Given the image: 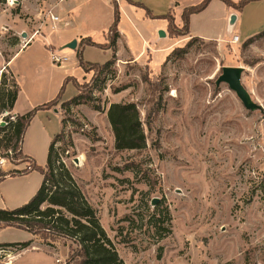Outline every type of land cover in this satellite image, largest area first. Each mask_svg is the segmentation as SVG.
Instances as JSON below:
<instances>
[{
	"label": "rangeland",
	"instance_id": "rangeland-1",
	"mask_svg": "<svg viewBox=\"0 0 264 264\" xmlns=\"http://www.w3.org/2000/svg\"><path fill=\"white\" fill-rule=\"evenodd\" d=\"M49 1L22 0L18 13L15 0L0 1V67L32 40V48L41 49L42 35L48 27L54 29ZM132 1L138 5L128 0H79L74 9L68 29L101 43L105 35L108 38L118 4V28L125 39L120 54L126 60L118 59L104 88L94 91L95 103L64 107L62 103L77 94L75 83L65 85L62 100L55 106L66 119L64 139L55 145L59 162L97 210L100 223L126 264H264V37L244 46L242 34L239 42L232 43L233 35L226 30L232 17L224 18L226 3L217 0L207 11L196 13L192 25L197 36L220 34L226 40L197 37L188 53L178 57L172 51L185 47L193 37L178 35L179 29L164 30L165 19L146 16L147 10L154 16L167 14L172 8L167 7V0ZM201 1L173 3L191 6ZM254 2L247 10L249 18L264 12L263 0ZM173 8L181 20L178 9ZM175 24L179 28L183 25ZM160 30L166 32L165 37H160ZM167 46L172 50L164 57ZM142 49L146 54L141 61L132 62L130 53L136 56ZM71 53L69 65L73 62ZM111 55L110 49L83 48L86 62L103 64ZM22 61L19 58L11 68L26 93L35 95L50 79L51 84L58 83L61 71L51 72L38 62L36 67L46 68V76L37 78L36 67L28 63L23 67ZM77 61L78 66H70L67 77L80 83L90 81L95 71L80 80L83 68L78 57ZM238 66L244 67L242 83L261 109H247L227 83L216 85L223 67ZM5 72L10 87L14 78ZM117 89L122 90L115 92ZM41 98L35 95L34 101ZM116 102L137 104L147 148H116L107 115ZM96 105L102 110H95ZM149 113L151 128L146 125ZM6 114L13 116L11 112L1 114V126L6 125ZM47 137L40 121L35 120L23 141V150L39 166L47 162L51 142ZM10 156L6 148L0 149V157L6 160L0 166L1 173L27 171L33 164L21 160L24 168L17 169ZM24 179L12 175L0 181V208L25 204L29 199L23 200L42 184L37 170ZM28 238L25 230L0 228V243ZM34 240L31 252L25 254L19 247L0 248V264H12L14 259L16 264H72L69 255L77 246L71 240L37 235Z\"/></svg>",
	"mask_w": 264,
	"mask_h": 264
},
{
	"label": "trees",
	"instance_id": "trees-1",
	"mask_svg": "<svg viewBox=\"0 0 264 264\" xmlns=\"http://www.w3.org/2000/svg\"><path fill=\"white\" fill-rule=\"evenodd\" d=\"M6 3V0H0ZM17 1L16 13L19 12L22 0ZM133 5H138L132 0H128ZM212 0H202L196 5L185 7L182 12V27H177L175 24L174 9L171 8L167 14L162 16H154L147 10L146 16L151 18H163L168 21L167 28L173 31L180 30L178 35H187L190 33V19L193 14L200 13L205 10ZM228 7H232L238 11L243 9L251 2L258 0H222ZM141 5V4H139ZM120 21V10L118 4L115 5L114 21L109 27L106 43H98L91 37H83L77 49V57L79 64L85 73L94 70L95 73L90 81L80 83L74 77H67L63 81L58 94L52 100L34 107L25 114L4 116L5 126L0 125V149L6 148L8 154H11L9 159L15 165L21 164V160H31L33 164L27 171L14 170L10 173L0 172V181L8 175H23L34 170L39 171L43 175L42 184L36 194L25 204L9 209L0 208V228L15 227L25 230L32 235L41 236L52 240L67 238L71 240L77 247L72 248L69 255V262L72 264H126L119 255L112 239L107 234V231L102 226L97 216V210L91 205L82 191L77 181L65 167L59 162L55 145L58 141L64 139L63 125L66 119H62V129L52 139L45 167L37 165L29 156L23 153V141L25 132L28 129L31 121L38 111L50 109L57 105L62 100V94L65 85L72 81L77 88V94L71 99L64 101V107L78 105L81 103H95L96 97L94 91L97 88H104L108 72L116 65L117 44L121 37L118 25ZM264 37V30L249 37L244 46H249L256 40ZM197 37H193L185 47L175 48L171 54L183 57L188 53L192 45V41ZM85 46H96L112 51L111 58L103 64H94L86 62L83 59V48ZM171 56V55H170ZM12 56L7 60L10 62ZM7 70L13 79V84L8 87ZM5 70L0 71V115L6 112H12L20 86L14 73L7 65ZM122 89H117L119 92ZM156 106L159 101H156ZM95 110L101 111L99 105L94 107ZM108 120L112 126L115 136V145L118 150H143L147 148V136L145 126L141 119V113L138 106L134 102H116L112 103L108 109ZM152 114H148L146 125L151 128ZM1 170V169H0ZM166 216L170 220L169 212ZM170 232V229H167ZM33 240L22 242H3L0 243V248L19 247L21 250L28 249L32 246Z\"/></svg>",
	"mask_w": 264,
	"mask_h": 264
},
{
	"label": "crops",
	"instance_id": "crops-1",
	"mask_svg": "<svg viewBox=\"0 0 264 264\" xmlns=\"http://www.w3.org/2000/svg\"><path fill=\"white\" fill-rule=\"evenodd\" d=\"M173 1L174 0H167V3H168L167 7H169V9L171 7L172 8L175 7L176 9H178V12L182 16L183 9L185 7H188V6H182L178 2H176L174 4ZM215 1H217V0H212L209 5H211ZM232 1L238 2L239 0H232ZM263 2H264V0H263ZM78 3H79V0H51V1H49L47 3V5L51 6L53 9L52 16L58 17V19H56V20L54 19V21H51V25H54V29L51 30L52 28L48 27L45 35H42V37H43L42 42L43 43L41 45V49H33L32 45L34 43V40H32V42L28 43L27 45L23 46L21 49L17 50L12 55L10 62H7L6 64H4L3 66L0 67V71H2L8 65L9 68L11 69V71L14 73L11 66L13 67V64L15 63V61L18 60L19 58H22L23 59V61H22L23 67H24V65L27 66V63H28L31 66V68H34V67H36V63L39 62V64L47 65V68L51 72H53L55 70L61 71L59 73L58 83L51 84V79L47 80V82L45 81L46 84H45L44 88H42L43 90L40 89L35 94V95H38L39 97L42 96L41 99L34 101L35 95L32 96V95L26 93L25 90H23V88H20L18 98H17L15 106L11 112L13 115L25 114V113H27V111L29 112L30 109L34 108L36 105L46 103V102L52 100L53 98H55L56 95L58 94L60 88H61L60 85L63 83L64 79L70 75V72H71L69 70L70 66H72L73 68H76L78 66L77 49L80 45V40L85 36L79 34L74 29H68L69 27L72 26V19L74 17V9L76 8V5ZM121 3H122V0H121ZM254 3L255 2H251L250 4H248V6H246L243 9V11H238V10H236L232 7H228L226 5H225V7H223L224 18L227 17L229 19L230 17L235 16V22L234 23L227 22V24H226V30H227V33L229 35H233V36L238 35L239 37H241V35L243 34L245 39L247 40L249 37L253 36V34L259 32L260 30L262 31V29L264 28V12L255 13L250 18L248 16L249 14L251 15V12L248 13L247 10ZM209 5L205 10H203L200 13L207 11L210 7ZM37 15H39V12L37 13ZM195 15H197V14H193L191 16L190 33L188 34V37H198V38H203L205 40H217V41L218 40L219 41L226 40L220 34L218 36H209L207 34L200 33V35L197 36L195 34L196 31H194L193 25H192V20H193ZM175 21H176L177 25H179V26H180V24L182 25V23H183L182 17H181V20H178V18L175 17ZM167 25H168V21L166 20V24H164V28H163L164 30H166ZM164 30H160L159 32L161 33V31H164ZM236 31H238V32L235 33ZM120 34H121V37L119 38L118 44H117L118 45V47H117L118 48L117 58L119 60H126V58H125L126 56L120 54V48L124 47V49H125V46H124L123 41H122V38H123L122 31H120ZM201 35H203V36H201ZM233 36H232V38H233ZM160 37H165V36L160 35ZM232 38H230V40ZM74 39L77 40V48L71 49V48L66 47V45ZM124 41H125V39H124ZM106 42H107V38L105 35V40L101 43H106ZM164 49H165L164 50L165 51L164 57H166L169 54V52L172 50V47L167 46ZM69 52H72L71 53L72 54L71 57L73 58L72 59V61H73L72 65H69V63L67 62L69 60V57H68ZM129 53H130V50H129ZM54 54L64 56V57H66V59L61 64L54 63V60H53ZM145 54H146V52H144L143 49L140 52V54H137L136 56H134L130 53V60L132 62H140L142 57ZM26 72H27V70H26ZM35 72H36L37 78H43V76H46V68H43L41 66L40 67L37 66L35 68ZM14 75H15V73H14ZM81 75H82V77L80 78V80H82L86 76V73L84 72V70H83ZM45 82L43 81V83H45ZM35 120L40 121V128L42 129V131H44V133H46V135L48 136L47 138H49L51 141L54 138V136L57 135L62 129V123H61L62 116L60 115L58 107H53L50 109H43V110L38 111L37 114L35 115V117L33 118V120L31 121V123L33 124V121H35ZM31 123L28 126V129L26 130L25 135L28 133V131L32 125ZM24 138H25V136H24ZM22 148H23V146H22ZM23 153L35 161V159L31 155L25 153L24 150H23ZM23 166H24V164L22 163V164L15 165V168L23 169L24 168ZM29 175H30V173L23 174V175H20V177H22L23 180H25L24 178L29 176ZM11 177H12V175H8L3 180H5L7 178H11ZM42 180H43V175H42ZM35 194H34V192H31L29 194V196H27V198H25L23 200V203L25 201H27L28 199L30 200ZM4 207L10 208L12 206L5 204ZM34 236L35 235H32L31 233H29V238L27 240H33V243H32V246L30 248L23 250L24 254L31 252L32 248L34 247V245H35ZM27 240H25V241H27ZM19 242H22V241H19ZM62 253H63V251L61 250V254ZM67 254H68V252H67ZM14 260L15 261H12V264H13V262H15V264L17 263L16 259H14ZM60 260H62V259H60ZM5 264H8V262H6Z\"/></svg>",
	"mask_w": 264,
	"mask_h": 264
},
{
	"label": "water",
	"instance_id": "water-1",
	"mask_svg": "<svg viewBox=\"0 0 264 264\" xmlns=\"http://www.w3.org/2000/svg\"><path fill=\"white\" fill-rule=\"evenodd\" d=\"M17 2V1H15ZM235 22V16L232 17L231 23ZM161 36H165V31H161ZM66 47L71 49L77 48V40L74 39L70 43L66 45ZM244 71V67H223L222 73L216 79V85L220 86L222 83H227L229 87L235 91L239 99L242 101L243 105L251 110L256 111L261 109L262 107L253 100L250 92L246 89V87L242 83V73ZM5 124V123H1ZM157 200V199H155ZM157 203V201H155Z\"/></svg>",
	"mask_w": 264,
	"mask_h": 264
},
{
	"label": "built area",
	"instance_id": "built-area-1",
	"mask_svg": "<svg viewBox=\"0 0 264 264\" xmlns=\"http://www.w3.org/2000/svg\"><path fill=\"white\" fill-rule=\"evenodd\" d=\"M52 17L55 20L58 19V17H54V16H52ZM239 41H240V37L238 35L233 36V38L231 40L232 43H237ZM65 59H66V57H64V56L55 55V54L53 55L54 63L61 64ZM14 116H12V118H14ZM5 163H6V160L4 158L0 157V166L5 165Z\"/></svg>",
	"mask_w": 264,
	"mask_h": 264
}]
</instances>
